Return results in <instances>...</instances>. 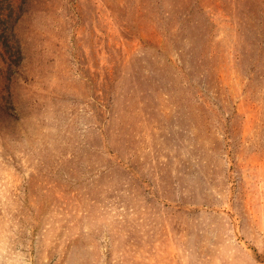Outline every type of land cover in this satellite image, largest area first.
<instances>
[{
    "label": "rangeland",
    "instance_id": "374dc122",
    "mask_svg": "<svg viewBox=\"0 0 264 264\" xmlns=\"http://www.w3.org/2000/svg\"><path fill=\"white\" fill-rule=\"evenodd\" d=\"M0 264H264V0H0Z\"/></svg>",
    "mask_w": 264,
    "mask_h": 264
}]
</instances>
